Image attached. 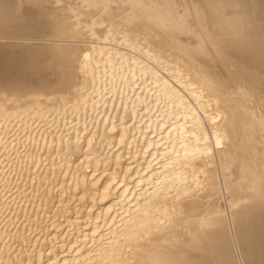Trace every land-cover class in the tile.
I'll return each mask as SVG.
<instances>
[{"label": "bare ground", "instance_id": "6f19581e", "mask_svg": "<svg viewBox=\"0 0 264 264\" xmlns=\"http://www.w3.org/2000/svg\"><path fill=\"white\" fill-rule=\"evenodd\" d=\"M0 38V264H264V0H0Z\"/></svg>", "mask_w": 264, "mask_h": 264}, {"label": "rangeland", "instance_id": "374dc122", "mask_svg": "<svg viewBox=\"0 0 264 264\" xmlns=\"http://www.w3.org/2000/svg\"><path fill=\"white\" fill-rule=\"evenodd\" d=\"M2 41H20L19 39H8V38H0ZM133 56H137L135 54L134 51H129ZM161 75L163 77H166L168 78V75L165 73V72H162ZM173 85L174 83L171 82ZM177 89H179L176 85H174ZM37 146L35 143H32V147ZM80 145H84V138H81L80 139ZM28 146H31V144L29 143ZM28 147H22L20 149V153H24L25 151H28ZM110 151H114V152H117L116 151V147L115 146H112L110 147V149H105V152L108 153ZM102 151V147H100V144L98 145L97 147V154L99 155V153ZM54 158V153L53 152H50L49 154H46L43 152V155L41 157V162L39 163L38 159H34V161L28 165L29 169H30V177H33V174L31 172L33 171H37L36 174H40V179L42 180L41 183H40V189L39 191L41 193H43L44 195H38V198H34L33 195H36L37 193H33L35 189V186H37V184L35 183V185L33 187H30V182L28 181V183L25 185V191L26 193L28 194L26 198H19L20 201H19V204H15L14 207L16 208L15 211H13V217H14V221L17 222V226H19V237L15 240V243L13 244V247L12 249L10 250V253L15 256L16 254H18L19 250H28V248L30 247V242L29 240H32V239H35L37 237V231H35L34 229L36 228V223H39V221L42 220V215H43V211H44V205H43V198L44 196L48 193V190L50 189V187L54 184H56V182H58V180H60L63 176V174L67 172V174H71L73 173L74 171V166L78 163V159H79V155L78 154H75L73 155V159H72V162L69 163L70 164V167L67 168V165L68 163L66 161H62V165H63V168L62 169H58V164H57V167L54 169V173L51 172V170H48V175H47V178L45 179V171L46 170H42V168L44 167V165L46 164V166L48 167V161L53 159ZM100 159H101V163H100V166L96 167V162L92 161L88 167L86 168L85 170V173L83 174H79L80 176H78L79 178H82L84 179V181L87 183L90 182V180H95L96 178L100 177L101 175H98L99 172H101L102 170H104V167H103V164L105 163V159L103 158V156H100ZM55 162L57 163L58 162V159L55 160ZM97 169V171H96ZM41 171V172H40ZM76 180H72L71 183L69 184L71 187L73 186V184L75 183ZM25 182H22L21 184H24ZM16 190V187L13 189L12 192H14ZM43 191V192H42ZM12 192H7L5 198L10 195ZM78 194H81V191H79ZM12 196H9L7 198L6 201H9L11 199ZM41 197V198H40ZM78 205V202L77 201H74V200H71L70 201V206H69V212H68V215L69 216H73L75 211L79 210V207H77ZM2 206V205H1ZM20 210L21 212L25 211L26 214H27V217L30 216L31 220L34 219V218H37L38 219V222L36 223H30L28 220L25 221L23 219H20L19 217L16 216V211ZM85 209L82 211V217L80 219L81 223H83V221L85 220ZM95 214H96V211H95ZM3 218L1 217L0 218V221L2 220ZM9 218H6L4 221H8ZM48 220V219H47ZM46 219H44V221H47ZM2 221V224L3 225V222ZM10 221L7 222V224L9 223ZM52 223L51 221L48 224ZM83 225H88L90 226L91 223H88V222H84ZM42 226L44 227V223L42 224ZM12 228V227H11ZM55 235V238L58 236V234H54ZM75 236H77V233H76V230H74V233L72 234L71 238H68L70 239V241H73ZM67 239V240H68ZM46 243V242H45ZM56 246H60L61 245V242L58 241V243L56 242L55 244ZM15 250V251H14ZM56 250H59V249H56ZM28 252V251H27ZM43 255V259L44 261H47L49 258H52L53 255L51 253V251L48 249V246L45 247V250H40L39 248L35 251V254H34V257H33V262H36V257L39 256V254ZM26 260V254H23V258H22V261L20 264H23L24 261Z\"/></svg>", "mask_w": 264, "mask_h": 264}, {"label": "snow or ice", "instance_id": "6c2138e0", "mask_svg": "<svg viewBox=\"0 0 264 264\" xmlns=\"http://www.w3.org/2000/svg\"><path fill=\"white\" fill-rule=\"evenodd\" d=\"M217 119H219V118L217 117ZM217 146L218 147L220 146V141L219 140L217 141Z\"/></svg>", "mask_w": 264, "mask_h": 264}]
</instances>
